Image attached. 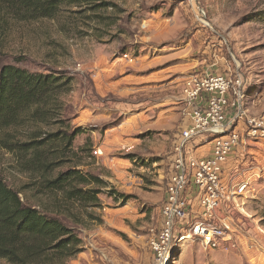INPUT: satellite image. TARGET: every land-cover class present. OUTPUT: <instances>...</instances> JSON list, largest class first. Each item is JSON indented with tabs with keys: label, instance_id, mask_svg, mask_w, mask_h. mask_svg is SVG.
<instances>
[{
	"label": "rangeland",
	"instance_id": "rangeland-1",
	"mask_svg": "<svg viewBox=\"0 0 264 264\" xmlns=\"http://www.w3.org/2000/svg\"><path fill=\"white\" fill-rule=\"evenodd\" d=\"M62 8L54 18L20 21L0 7V66L70 80L50 122L0 132V176L27 203L61 207L69 223L80 217L74 224L82 251L65 264H154L150 240L166 167L187 116L206 105L204 86L194 97L199 82L218 77L230 82L226 97L247 115L229 172L233 185L247 187L216 210L224 229L217 248L187 241L165 264H264V0H93ZM36 129L81 130L73 144L86 150L63 169L79 162L106 180L100 205L88 207L92 217L25 188L36 178L2 140L9 132L13 141H27Z\"/></svg>",
	"mask_w": 264,
	"mask_h": 264
},
{
	"label": "trees",
	"instance_id": "trees-1",
	"mask_svg": "<svg viewBox=\"0 0 264 264\" xmlns=\"http://www.w3.org/2000/svg\"><path fill=\"white\" fill-rule=\"evenodd\" d=\"M93 0H0V7L15 20L32 21L54 18L64 5ZM102 4L93 5L96 8ZM70 80L55 74L33 72L26 68L4 64L0 66V132L28 123L50 122L55 107H60V95L68 90ZM57 130L42 133L32 130L27 141L2 140L4 147L15 153L24 171L36 180L27 184L37 195L65 199L84 207L100 205L99 195L106 180L100 175L71 164L84 146L75 148L73 140L80 133ZM81 163V162H80ZM116 191L111 192L115 195ZM120 196L122 194H119ZM59 205V204H58ZM62 208L49 209L27 203L21 191L10 186L0 176V258L11 264H65L82 251L78 228L80 217L69 223Z\"/></svg>",
	"mask_w": 264,
	"mask_h": 264
},
{
	"label": "built area",
	"instance_id": "built-area-1",
	"mask_svg": "<svg viewBox=\"0 0 264 264\" xmlns=\"http://www.w3.org/2000/svg\"><path fill=\"white\" fill-rule=\"evenodd\" d=\"M236 83L238 94L241 81ZM203 86L206 105L199 102L187 116L166 167L159 226L150 240L154 264H165L187 241L217 248L224 229L216 224V210L232 192L243 193L247 187L244 182L233 185L229 178L231 159L243 142L240 132L246 112L239 100L226 97L230 82L223 77L199 82L194 97ZM249 125L250 133L257 131L255 120L249 119Z\"/></svg>",
	"mask_w": 264,
	"mask_h": 264
}]
</instances>
